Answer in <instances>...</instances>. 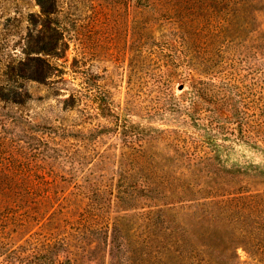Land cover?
Returning a JSON list of instances; mask_svg holds the SVG:
<instances>
[{
    "label": "trees",
    "instance_id": "16d2710c",
    "mask_svg": "<svg viewBox=\"0 0 264 264\" xmlns=\"http://www.w3.org/2000/svg\"><path fill=\"white\" fill-rule=\"evenodd\" d=\"M126 2L147 12L132 26L133 94L115 104L82 43L61 100L79 121L40 124L22 113V82L50 77L39 54L57 58L69 43L59 1L36 0L26 58L0 75V264H264V20L229 21L257 3ZM239 28L256 32L254 45L235 40ZM140 59L144 97L133 81ZM245 63L259 74L253 85L238 75ZM236 146L261 161L232 160Z\"/></svg>",
    "mask_w": 264,
    "mask_h": 264
},
{
    "label": "rangeland",
    "instance_id": "374dc122",
    "mask_svg": "<svg viewBox=\"0 0 264 264\" xmlns=\"http://www.w3.org/2000/svg\"><path fill=\"white\" fill-rule=\"evenodd\" d=\"M58 1L60 10L55 17H57L59 30L62 32L60 44L63 45L68 41L69 47L65 51L59 50L60 56L57 58L39 54L40 57L48 59L52 64L53 74L50 77L43 82H22L28 91V101L24 105L22 113L31 117L34 123L57 124L60 118L69 123L79 121L77 112L64 111L61 100L65 97L67 90L76 85L70 65L73 64L75 58H78L77 50L80 51L82 43L88 53L86 54L87 67L99 77L98 83L111 91L114 103L123 105L126 99L133 94V91L128 90L131 85L128 83L129 63L134 39L132 26L134 22H137L141 28L147 17V12L141 8L134 10L126 0ZM252 1L251 6L257 3L256 9L252 7L253 9H250V12L246 14L231 10L229 21H233L235 24L243 23V20L248 21L250 29L251 26H257L260 20L263 21L264 0ZM257 8H261V10L257 11ZM38 15L39 6L36 4V0H0V75L9 71L8 67L6 68L8 63L16 64L19 58H26L23 50L29 48L26 42L27 33L29 31L33 36L36 33L31 23L35 18L38 19ZM224 24L225 22L221 21L218 28L213 27L210 31L211 34H222ZM237 31L241 35L235 39L239 44H242L243 40L246 41L248 47L255 44L256 32L251 33V38H249L244 36L245 29L239 28ZM32 41V39L29 41L30 45H32ZM62 45L60 46L63 47L64 45ZM29 57L35 58L36 54H31ZM237 70L240 78L250 85L259 79L258 72L250 63L238 65ZM158 76L159 74L156 75V77ZM133 81H136V87L144 97L149 81L141 59L138 74L133 78ZM18 83L21 81L14 84L19 85ZM169 84L177 94L186 89L178 78L174 79L173 83L170 81ZM179 85H182L181 89H179ZM132 118L134 121L139 120L136 116ZM231 159L238 163L261 161L260 156L244 146H236L231 154ZM238 252L241 259L244 260L243 251L239 249Z\"/></svg>",
    "mask_w": 264,
    "mask_h": 264
},
{
    "label": "water",
    "instance_id": "95a60500",
    "mask_svg": "<svg viewBox=\"0 0 264 264\" xmlns=\"http://www.w3.org/2000/svg\"><path fill=\"white\" fill-rule=\"evenodd\" d=\"M182 88V85H179V89H181Z\"/></svg>",
    "mask_w": 264,
    "mask_h": 264
}]
</instances>
